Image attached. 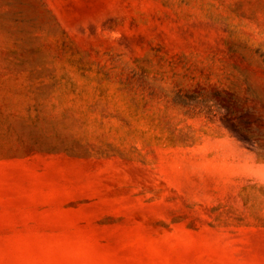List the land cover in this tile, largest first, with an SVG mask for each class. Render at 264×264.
I'll use <instances>...</instances> for the list:
<instances>
[{"label": "rangeland", "instance_id": "374dc122", "mask_svg": "<svg viewBox=\"0 0 264 264\" xmlns=\"http://www.w3.org/2000/svg\"><path fill=\"white\" fill-rule=\"evenodd\" d=\"M0 264H264V0H0Z\"/></svg>", "mask_w": 264, "mask_h": 264}]
</instances>
